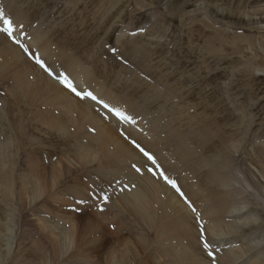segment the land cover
Here are the masks:
<instances>
[{"label":"rangeland","instance_id":"obj_1","mask_svg":"<svg viewBox=\"0 0 264 264\" xmlns=\"http://www.w3.org/2000/svg\"><path fill=\"white\" fill-rule=\"evenodd\" d=\"M0 264H264V0H0Z\"/></svg>","mask_w":264,"mask_h":264},{"label":"bare ground","instance_id":"obj_2","mask_svg":"<svg viewBox=\"0 0 264 264\" xmlns=\"http://www.w3.org/2000/svg\"><path fill=\"white\" fill-rule=\"evenodd\" d=\"M76 68H78V67H76ZM71 71H72V73L75 75L76 74V71L75 70H73L72 68H71ZM70 71V72H71ZM40 73V72H39ZM43 73V72H42ZM70 75H71V73H70ZM52 79V78H51ZM84 79H85V76H82V78H77L76 76H74L70 81L72 82V83H74L75 85H79V86H85V85H83L84 84ZM53 80V81H52ZM51 80V82H55V84H52V83H50L48 80H44L45 82H47L51 87H52V90L51 89H47V88H43V91L44 90H47V92H49V93H51L52 94V100L53 101H50V102H48L47 103V105H60L61 104V111H62V116H60V117H56V118H58L60 121H58L57 123H56V125L57 126H61L62 127V129H65V124H66V122H68V121H70L71 123L72 122H75V120H71V119H69L68 117H66V113L64 112V110L63 109H66V110H68V109H73L72 111H74L75 113H77L80 117H82L85 121H87V123H90L91 125H94L95 126V129L97 130V139L102 143V141L104 142V139H109V138H111V134H110V131L109 130H111V128L108 126V125H106V124H104L99 118V116H97L94 112H93V110H91L92 108H90V106L92 105V107H93V104H92V102L93 101H90L89 99H86V98H84V99H82V101H84V105L82 106L80 103H78V101H80V100H78L77 101V99H75V98H73V99H71L70 98V96H72V95H70V93H67L66 92V90L63 92V93H59L60 91L58 90V88L55 86V85H59L60 86V82L59 81H57V80H54V79H52ZM74 85V86H75ZM45 86V85H44ZM46 87V86H45ZM39 92H42L41 91V89L40 90H38ZM90 91V90H89ZM88 92V91H87ZM93 92H95L96 93V95L98 96V97H103V96H105L106 95V93H103L101 90H100V88L99 87H97V88H95V91L93 90ZM98 94H100V95H98ZM105 94V95H104ZM96 98V97H95ZM111 101V100H110ZM99 102V101H98ZM97 102V103H98ZM103 102V101H102ZM106 102V101H105ZM104 102V103H105ZM108 103V102H107ZM106 103V104H107ZM113 103V102H112ZM94 104H96V103H94ZM49 105V106H50ZM102 105V104H101ZM100 105V106H101ZM112 105V104H111ZM115 105V104H114ZM103 106H104V104H103ZM105 107V106H104ZM111 107V106H110ZM109 108V107H108ZM99 109H100V107H99ZM57 110V109H56ZM108 110V109H107ZM53 111H55V109L53 110ZM101 114V113H100ZM76 115V114H75ZM68 116V115H67ZM76 117H77V115H76ZM87 123H85V125L87 124ZM82 124V123H81ZM82 128L84 127V126H81ZM78 129V128H77ZM82 130H80V129H78L77 130V132H76V135H78V136H80V135H82V132H81ZM80 134V135H79ZM111 141L113 142V140L111 139ZM102 145V144H101ZM121 150H122V148H121ZM113 154H115V151H113ZM185 160H183V164L184 165H187V167H186V169L187 168H189L188 167V164L187 163H189L188 161H190L189 159H187V156H182ZM196 164H192V166H195ZM190 166V165H189ZM35 171H37V169H35ZM212 171V170H211ZM212 175V174H211ZM208 176L206 175V177L205 178H207ZM163 188H161L160 189V191L162 190ZM155 192H158V190H155ZM155 192H154V194L153 195H151V196H149V195H141V193L139 194V197H137L135 200H134V202H137V203H139V202H141V203H144L145 204V200H146V202H148V200H150V202L151 203H155V200H156V202L161 206V207H163V208H165L167 211H164L160 216H161V218L163 219V220H169V219H171V221L172 220H176V217L177 216H175L174 218H171V215L169 214L170 213V211L172 212V208H175L177 211H176V213H180L181 212V210L179 209V208H181L182 206H184L183 208H185V210L186 211H189L188 209H187V207L185 206V205H183L181 202H179V201H172L171 200V197L169 196L168 198H166V199H163L162 198V193H161V198H159V196L157 195V197H156V194H155ZM126 198V197H125ZM127 199V198H126ZM126 201V200H125ZM127 202H128V200H127ZM136 203V210L138 211V213H139V215H140V218H142V221L143 222H145V224L147 225V227H148V229H149V231H151V232H153L154 230H157L158 229V227L156 228H153L154 227V225H156L155 224V220L151 217V216H149L148 214H146L148 211H147V208L146 207H142V206H140V205H138ZM141 203H139V204H141ZM177 203H178V205H177ZM149 204V203H148ZM147 204V205H148ZM156 204V203H155ZM129 205V204H128ZM142 205V204H141ZM146 205V206H147ZM150 205V204H149ZM154 207L155 205H151V207ZM220 205L218 204V207H219ZM159 207V206H158ZM157 207V208H158ZM160 207V208H161ZM149 209V208H148ZM151 209V208H150ZM162 209V208H161ZM165 209H163V210H165ZM174 209V210H175ZM155 211H157V210H155ZM153 212H154V210H153ZM159 212H160V209H159ZM184 212V211H183ZM175 213V214H176ZM154 214V213H153ZM174 214V215H175ZM185 212H184V215H179V218L176 220V221H178V223H177V225L180 227V231L182 232V234H183V236H186V238H188V237H191V231H188V227H185L184 228V226H185V223L187 222V221H189L188 220V218H187V220H186V218H185ZM153 216H155V215H153ZM191 216H192V213H191ZM161 218H160V220H161ZM189 219H191V218H189ZM170 221V220H169ZM168 221V222H169ZM170 221V223H172ZM167 222V223H168ZM177 225H176V230H177ZM178 231V230H177ZM180 231H178L179 233H180ZM214 231L215 230H210V232L212 233V234H214ZM154 232H156V231H154ZM195 235V234H194ZM178 237H179V235H178ZM219 237H221V236H217V235H213V239H212V241H214L215 243H216V246H219V248H221V245H222V248H224V246H226V247H230V246H228V244H227V242H226V240L224 241V240H222L223 238H219ZM181 242V241H180ZM142 244V243H141ZM180 244V243H179ZM180 245H182V243L180 244ZM188 245V244H187ZM178 246V245H177ZM189 246V245H188ZM187 247V246H186ZM183 249H185V250H183ZM180 257H183V258H186V257H188V256H190V254H193L194 253V251H193V249L192 248H183V247H180ZM218 250V249H217ZM224 251V250H223ZM222 252V251H221ZM174 257H176L175 255H174ZM234 261V260H233ZM230 258L228 259V261L227 262H229V263H232L233 262Z\"/></svg>","mask_w":264,"mask_h":264},{"label":"snow or ice","instance_id":"obj_3","mask_svg":"<svg viewBox=\"0 0 264 264\" xmlns=\"http://www.w3.org/2000/svg\"><path fill=\"white\" fill-rule=\"evenodd\" d=\"M4 24H5V28L3 29V31L6 32V33H8L9 35H11V31H12V30H11V21L5 19V20H4ZM37 63H40V61L37 60ZM41 67H43V64H41ZM62 82H63V83L65 84V86L68 87L70 90L75 91V90L72 88L71 83L68 82V80H67L66 77L63 79ZM76 94H77L78 96L81 95V93H79V92H77ZM83 95H84L85 97H89V98L95 99V97H93L91 93H84ZM111 111H114V110H111ZM115 115L119 116L121 119H125V120L128 119L127 116H124L123 113H120V112H118V111L115 112ZM145 154H146V153H145ZM146 155H147V154H146ZM148 158H149V159H152L151 156H149ZM173 187H175L174 184H173ZM207 247H208V245H207V243H205V248H207ZM209 255H210V254H209Z\"/></svg>","mask_w":264,"mask_h":264}]
</instances>
